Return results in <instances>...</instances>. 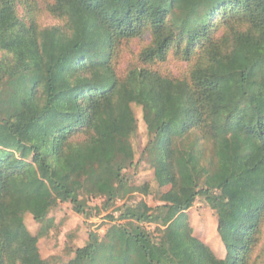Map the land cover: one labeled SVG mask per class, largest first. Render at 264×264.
<instances>
[{
    "label": "trees",
    "instance_id": "16d2710c",
    "mask_svg": "<svg viewBox=\"0 0 264 264\" xmlns=\"http://www.w3.org/2000/svg\"><path fill=\"white\" fill-rule=\"evenodd\" d=\"M43 12L60 24L42 28ZM146 34V66L120 78L121 46ZM1 52L0 264H32L26 215L42 223L63 203L84 214L88 198L150 194L125 173L137 166L134 105L143 156L168 187L163 207L179 216L154 238L143 226L152 209L127 211L107 242L91 233L67 264H219L185 223L199 197L239 205L221 228L224 264H254L264 238V0H0ZM169 56L188 63L184 77L151 68ZM27 103L50 125L49 152L15 130Z\"/></svg>",
    "mask_w": 264,
    "mask_h": 264
},
{
    "label": "rangeland",
    "instance_id": "374dc122",
    "mask_svg": "<svg viewBox=\"0 0 264 264\" xmlns=\"http://www.w3.org/2000/svg\"><path fill=\"white\" fill-rule=\"evenodd\" d=\"M50 0H41L42 4ZM22 15V10H20ZM39 24L42 28L53 27L60 24L47 12L40 14ZM151 42L149 34L141 39H136L121 46L119 56L115 62L117 75L124 79L134 68H144L146 65L140 60L142 50ZM5 53L1 52L0 57ZM188 63L169 56L165 62H157L151 68L166 77L182 78L188 72ZM26 113L15 120V130L19 136L28 144L41 146L44 153L50 151L52 144V130L50 125L38 119L39 109L34 105L26 104ZM138 122L136 134L131 142L135 151L137 166L125 171L132 185L141 187L144 184L150 186V194L143 195L134 193L128 199H117L107 203L105 198L92 197L86 200L85 213L76 212L70 203H63L54 208L47 219L36 222L31 215L25 216L27 229L34 237L29 245L32 264H67L74 256V251L86 246L91 233H96L101 240L105 238L107 229L112 224L122 223L121 216L127 211H134L141 214V208L152 209L150 222L143 226L154 238L164 233L179 216L173 210L164 208L162 195L168 191V187L162 188L165 180L155 179V170L152 163L143 156L147 144V128L143 121L141 108L133 106ZM53 124L54 122H47ZM217 208L210 205V202L199 197L195 204L185 211V223L191 230V235L204 243L212 252L219 264H224L228 251L225 245V236L221 228L226 229L233 223V215L238 211L239 205L236 202H221L219 199ZM147 215L144 217L146 219ZM124 223V222H123ZM134 225V222H128ZM264 261V238L259 243L254 256V264H263Z\"/></svg>",
    "mask_w": 264,
    "mask_h": 264
}]
</instances>
